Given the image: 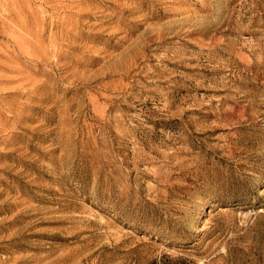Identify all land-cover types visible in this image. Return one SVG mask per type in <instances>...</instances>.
<instances>
[{
    "label": "rangeland",
    "instance_id": "rangeland-1",
    "mask_svg": "<svg viewBox=\"0 0 264 264\" xmlns=\"http://www.w3.org/2000/svg\"><path fill=\"white\" fill-rule=\"evenodd\" d=\"M0 264H264V0H0Z\"/></svg>",
    "mask_w": 264,
    "mask_h": 264
}]
</instances>
